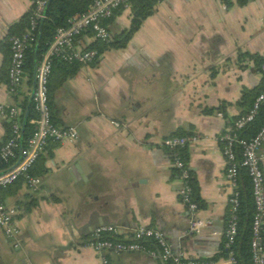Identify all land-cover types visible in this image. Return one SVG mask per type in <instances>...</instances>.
<instances>
[{"label": "crops", "instance_id": "0c3cea01", "mask_svg": "<svg viewBox=\"0 0 264 264\" xmlns=\"http://www.w3.org/2000/svg\"><path fill=\"white\" fill-rule=\"evenodd\" d=\"M32 6L0 0V105H24L25 118L34 76L24 77L16 97L9 95L1 44ZM130 24L127 8L108 29L118 35ZM92 41L85 37L82 45ZM247 55L264 59V0H162L123 48L82 65L53 98L56 119L74 127L77 138L48 147L36 164V172L46 169L37 191L18 182L1 193L17 211L20 247L12 249L0 228V264H101L86 244L101 225L120 228L123 241L139 227L156 229L173 255L230 264L220 251L232 193L220 138L242 112L243 90L262 81ZM5 132L0 117V143ZM181 134L198 190L197 217L209 222L199 233L190 231L192 215L179 199L181 182L162 144ZM109 258L163 264L158 253Z\"/></svg>", "mask_w": 264, "mask_h": 264}, {"label": "built area", "instance_id": "2783aa9c", "mask_svg": "<svg viewBox=\"0 0 264 264\" xmlns=\"http://www.w3.org/2000/svg\"><path fill=\"white\" fill-rule=\"evenodd\" d=\"M34 6V19L31 21L32 31L38 20L44 19V8L47 0H30ZM134 0H94L91 8L82 16L73 17L69 21L66 28H60L56 31L53 41L50 43L47 51L42 55V58L35 71V88L31 95V102L34 111L37 115L34 121L35 131L29 138L24 149H20L17 144V139H12L0 148V162L7 163L15 157V151H18V161L8 170L0 173V190L9 185L22 180L25 186L32 192L37 191L41 186V180L30 175L29 171L43 155L49 141L62 144L72 143L77 138V131L74 127L60 129L54 127L50 121V111L47 97V84L51 67V58L62 56L67 61H75L82 65L90 64L96 57V51H82L73 45V39L82 31L90 28L94 39L107 41L109 34L105 27L101 25V20L111 16L114 9L124 7L127 9L129 3ZM160 2L162 0H156ZM227 1V0H222ZM21 37H11L10 67L8 70V93L12 97L17 94L21 83L25 77L23 71L24 52L27 47V41L31 37V32ZM264 73V63L260 67ZM264 101V90L257 96L250 111L237 119L232 125L227 126L225 133L220 138L224 143L222 155L226 163L225 178L232 189L229 198V211L234 212L237 207V192H236V177L237 164L234 145H239L242 148V160L240 166L245 167L248 171L252 184L253 201L255 206V216L252 223V241L251 253L252 264H264V244L261 237V231L264 225V175L262 164H264V155H261L260 149L264 144V122L260 131L256 136L249 140H238L236 131L242 129L246 124L250 123L261 102ZM20 115V110L16 105L3 106L0 105V117L5 118L12 123L13 134L16 138L19 137L20 126L17 118ZM169 153H171V163L173 169L179 172L181 182L179 190V199L181 203L188 209L192 215L190 222V231L199 233L209 226V222L203 221L197 217L198 206L192 199V190L190 187L191 175L187 164L181 159L176 152L178 149L185 147L188 140L182 137H169L163 141ZM16 209L7 207L0 199V228L3 230L4 236L11 242L13 249H18L19 244V229L15 223ZM118 236L121 230L112 225H101L94 228L90 236L92 241L87 244L99 254L101 264H111L104 256V252H110L115 255L124 253H146L150 256H156L157 253L163 264L172 261L173 264H197L186 259L182 254L173 255L168 246L167 240L163 233L156 229L147 227H139L135 229L127 241L112 242L109 240H101V235ZM236 235V222L234 218L227 225L226 231L223 232V237L231 243ZM151 240L154 242L158 251H151L143 244L144 241ZM230 264H236L232 257L228 258Z\"/></svg>", "mask_w": 264, "mask_h": 264}, {"label": "trees", "instance_id": "16d2710c", "mask_svg": "<svg viewBox=\"0 0 264 264\" xmlns=\"http://www.w3.org/2000/svg\"><path fill=\"white\" fill-rule=\"evenodd\" d=\"M94 0H47L46 6L44 8V19L38 20L34 29H31V21L34 19V6L29 14H27L21 22L12 26L9 29L7 37L5 41L1 44V49L3 54L5 55L3 68L1 70V74L4 77L5 83L8 85V70L10 67V57H11V44L9 39L11 37L17 36L21 37L26 35L29 31L31 32V37L29 41H27V47L24 52L23 59V71L25 77L31 79L36 71V68L42 58V55L47 51L50 43L53 41V38L56 34V31L60 28H66L69 25L70 19L73 17H79L85 14L92 6ZM156 0H134L128 5V9L131 13V24L130 28L126 31H123L120 34H110L108 29L109 25L113 23L116 16L120 14L124 7L116 8L112 11L111 16L107 19L101 20V25L105 27L109 34V39L107 41H101L98 39H94L90 28L82 31L78 36L73 39V45L75 48L80 49L82 51H96L97 57L90 63H95L99 56L103 54L106 50L109 49H120L123 48L132 34L137 31L143 22L149 15L153 13L154 7L156 5ZM85 37H90L93 41L87 45H82V40ZM79 47V48H78ZM245 56V55H244ZM249 59L254 60L257 63V67L259 68V72L262 75V81L259 86L253 89H245L242 92V97L238 103L239 108L242 110L241 114L232 121H229L228 126L232 125L237 119L246 115L250 109L252 108L255 99L257 96L264 90V73L261 72L260 67L264 63V59L258 58L257 56L247 55ZM82 64L75 61H67L61 55L57 57L51 58V67L50 73L48 77L47 84V97H48V106L50 111V121L54 127L60 129H67L62 126V123L56 119L55 107L53 104V98L55 92L59 87L67 81V79L73 77ZM15 94L13 97H16ZM17 108L20 110V115L17 118V122L20 126L19 129V137L16 138L13 134L12 123L6 120V132L5 137L2 143H0V148L3 147L7 142L12 139H17L16 142L19 145L20 149H24L27 145L29 138L32 136L35 131L34 121L37 118V115L34 111L33 104L28 107L27 117H24V105L18 106ZM219 111L220 108L218 109ZM264 122V101L261 102L256 111V115L254 119L246 124L242 129L236 131V136L238 140L249 141L253 139L256 134L260 131ZM174 137V136H173ZM175 137H183V135H177ZM222 149L224 147V143L220 142ZM55 146L56 143L51 141L48 142L44 153L48 149L49 146ZM186 147V146H185ZM185 147L178 149L176 152L181 157V159L186 163L185 156ZM234 152L236 155V164H237V177H236V192H237V207L234 212H228L227 219L225 222V229H227L228 223L234 218L236 222V235L231 243L223 237L222 244L220 247L221 254L224 258L232 257L236 264H252V253H251V241H252V223L255 216V206L253 201V192H252V184L251 179L249 177L248 171L245 167L240 166V162L242 160V148L239 145H234ZM43 153V155H44ZM171 155V153H170ZM15 157L12 160H9L7 163L0 162V173L8 170L18 161V151H15ZM172 157V156H171ZM42 155L37 159L29 173L31 176L38 178L41 175L45 174L46 169L42 165L41 168L36 172V164L38 162L42 163ZM174 174L179 176V172L176 169H173ZM18 182H22V180H18L17 182L9 185L8 187L0 190V199L1 193L7 190L9 187L15 185ZM190 187L192 190V199L197 204L199 208V198H198V190L193 180L190 179ZM3 202V201H2ZM16 218V217H15ZM261 237L264 244V225L261 231ZM8 240V239H7ZM101 240H109L112 242L121 241L122 236H113L109 234L101 235ZM92 241L91 236H88L87 243ZM10 246L11 242L8 240ZM144 245L147 246L149 250L158 251L154 242L151 240H146L143 242ZM12 248V246H11ZM13 249V248H12ZM112 254L110 252H104L105 258L110 262L109 255ZM194 262V261H193ZM111 263V262H110ZM112 264V263H111ZM167 264H173L172 261H169Z\"/></svg>", "mask_w": 264, "mask_h": 264}, {"label": "water", "instance_id": "95a60500", "mask_svg": "<svg viewBox=\"0 0 264 264\" xmlns=\"http://www.w3.org/2000/svg\"><path fill=\"white\" fill-rule=\"evenodd\" d=\"M34 76H35V74H34ZM34 87H35V77H34ZM34 91V90H33ZM31 98V97H30Z\"/></svg>", "mask_w": 264, "mask_h": 264}]
</instances>
